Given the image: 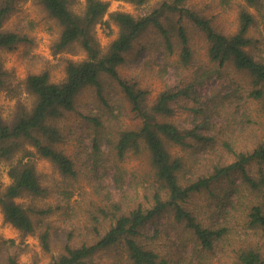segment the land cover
Wrapping results in <instances>:
<instances>
[{"label": "trees", "instance_id": "16d2710c", "mask_svg": "<svg viewBox=\"0 0 264 264\" xmlns=\"http://www.w3.org/2000/svg\"><path fill=\"white\" fill-rule=\"evenodd\" d=\"M40 1L61 25L55 49L61 50L75 43L86 55L79 61L69 60L65 77L58 82L50 81L46 71L28 74L24 84L32 96L30 106L20 103L9 120L0 113V158L9 159L20 149L23 152L22 158L9 167L10 183L0 187V209L4 218L23 233L37 231L42 247L49 250L50 224L44 216L57 207L66 205L72 208L69 204L71 191L67 189L61 190V198L56 205L41 206L32 213L14 201L24 192L44 196L48 191V185L41 183L33 163L32 157L37 154L53 163L64 178H75L79 169H83L99 198L97 204L92 201L95 208L87 211V220L66 232L62 251L47 264H206L207 253L218 255L219 264H264V141H256L251 149L236 148L223 136L221 142H217L215 137L223 135L224 131L210 125L215 112L220 114L226 108L227 99V106L232 103L236 108L241 95L246 100L257 101L264 112V48L258 45L257 38L249 34V29L256 22V15L250 7L263 9L264 0H243L239 4L237 28L232 33L218 30L208 18L189 7L187 0H160L150 11L138 16L114 10L109 15L118 26V33L105 49L97 41L94 28L107 11L106 0H85L81 12L71 9L73 0ZM128 1L136 4L146 2ZM12 5V0H0V48H14L26 39V34L2 28ZM190 28L198 29L207 44L205 67L194 57ZM147 30L155 38L150 48L149 44H144L141 49L161 51L158 62L161 75L167 72L168 57L176 50L175 65L181 69L177 80L172 84L166 83L150 103L147 102L146 90L121 78L117 71V66L125 61L134 43L141 41ZM190 66L194 67V73L186 80L182 69ZM230 70L247 78L244 85L230 80L233 91L227 96L219 98L213 93L204 96L196 90L209 75L222 76ZM101 73H107L118 81L141 121L135 128L118 130L113 137H101L98 131H102L105 118L89 110L82 111L79 115L90 131V145L75 161L57 146L63 133L56 120L64 112L74 110L77 94L82 88L92 86L101 96ZM5 74L0 61V87ZM181 97L192 98L196 106L190 109L195 113L199 110L205 112L204 122L182 126L169 119L174 111V102ZM204 123L208 128H203ZM207 130L213 131L208 134L202 132ZM103 138L108 144L106 148L102 147ZM165 142L188 149L191 159L194 156L196 161L204 157L207 150L203 146L209 143L211 148L216 143L221 144L225 154L220 150L217 159L207 158L210 160L206 166L208 170L195 175L194 171L183 169L184 157L169 152ZM142 149L147 150L149 165L153 169L152 183L143 186L140 193L133 183L125 189L124 182H120L122 177L118 176V166L114 164V180L119 193L118 196L113 195L109 186L103 184L102 166L110 155L116 162L127 152L138 153ZM228 153L233 157L230 161L220 158ZM232 173L237 174L250 199L242 218L236 217L230 208H225V198L221 197H218L216 205L223 209L222 218L217 219L211 211L212 218L206 216L208 222L199 218V207L190 208L185 204L190 196L203 190L211 192V184L223 177H231ZM230 190L238 192L233 186ZM138 195V200H133ZM238 208L232 206L235 212ZM162 218L170 219L171 226L178 227L188 236L192 248L190 253L180 251L173 243L165 244L162 250L153 244V239L162 232L163 224L168 223L164 220L161 224ZM239 227L241 231L238 233ZM231 234L237 236L235 241L239 244L231 243L228 248ZM3 242L5 244L8 240ZM119 250L125 253L124 259ZM220 251L222 254L218 253ZM105 253H113V259L103 261ZM5 263L19 264L14 253L5 255Z\"/></svg>", "mask_w": 264, "mask_h": 264}, {"label": "rangeland", "instance_id": "374dc122", "mask_svg": "<svg viewBox=\"0 0 264 264\" xmlns=\"http://www.w3.org/2000/svg\"><path fill=\"white\" fill-rule=\"evenodd\" d=\"M106 1L108 2L107 11L101 20L95 24L94 28L95 36L102 49H105L118 33V26L110 18V12L121 10L133 16H138L150 11L160 0H146L143 4H136L128 0ZM12 3L13 7L5 17L2 28L26 34V39L18 42L14 48H0L1 65L6 71L3 77L4 83L0 87V113L6 120L12 118L20 103L27 107L31 104L32 96L27 92L24 84L25 77L28 74L46 71L50 81L58 82L64 79L65 67L69 60L79 61L86 55L85 51L75 43L61 50L55 49L61 25L47 12L40 0H12ZM186 3L189 7L196 9L208 18L218 30L232 33L237 28L238 7L239 4L243 3V0H187ZM84 4L85 0H73L70 7L76 12H81ZM250 10L254 11L256 22L249 29V34L257 38L258 45L264 48V7L259 10L250 7ZM189 33L194 57L205 67L207 64L205 39L196 28H190ZM142 38L141 41L134 43L133 48L127 53L125 61L117 66V71L121 78L134 83L138 88L146 90L147 102L150 103L165 87L166 83L172 84L177 80V74L181 69L176 68L175 65L178 52L176 50L168 57L170 63L167 72L161 75L158 66L162 56L161 51H151L156 52L151 53L149 49H141L144 44H149L150 48L155 35L147 30ZM193 71L194 67L192 66L187 69L183 68L182 75L187 78L186 80H189L192 78ZM209 76L198 84L196 90L204 96L212 93L217 94L219 98L227 96L233 91V83L230 80L244 85L247 78L246 75L235 70H230L228 74L223 73L222 76L214 73ZM99 77L102 82L101 96L96 93L92 86L82 88L77 94L74 110L64 112L56 120L60 131L63 133V138L57 146L75 161L90 145V131L87 129L84 119L79 115L82 111L89 110V112L98 113L105 118L102 131H98L101 137H113L118 130L135 128L141 121L132 110L131 104L124 95L118 81L107 73H101ZM228 101L227 99L226 108H223L220 114L215 112L210 118L212 127L216 125L224 131L223 135L219 134L215 137L217 142H221L223 136L236 148L251 149L256 141H264V112L258 102L246 100L245 96L241 95V98L238 97L239 105L235 108L232 103L227 106ZM193 106H196V104L192 98H178L173 104L174 111L169 119L182 126H190L200 121L204 122L205 112L199 110L195 113L190 109ZM193 116L197 117L194 118ZM192 121L194 122L192 123ZM203 128H208L206 123H204ZM212 131L202 132L208 134ZM102 141V147L106 148L108 145L106 139L103 138ZM165 144L173 155L184 157L183 169L187 172L194 171L195 175L208 170L206 166L210 160L207 158L217 159V153L222 150L219 143L213 145V148L210 147V143L204 145L203 148L207 152L201 160L196 161L194 156V160L191 159L188 149L184 150V148L170 142H165ZM220 153L225 154L223 150ZM22 156L23 152L20 149L9 159L0 158L1 188H4L11 181L8 174L10 165L16 163ZM25 158L24 156L23 160ZM220 158L230 161L233 157L228 153ZM32 159L34 160L36 172L40 176V181L42 184L48 185V191L44 196H35L24 192L15 197L14 201L32 213V210H36L41 206L55 204L58 198H61V190L67 189L71 191L69 204L72 208L66 205L60 208L57 207L44 216V219L50 224L51 240L49 250L42 247L37 231L33 233L21 232L4 218L0 209V264H6L5 255L8 253H14L19 264H47L62 251L66 232L72 227L81 226L88 218L87 211L95 208L92 201L95 204L99 201L98 195L94 193L83 169H79L78 176L75 178H64L48 159L37 154ZM114 161L115 158L110 155L108 161L102 166L103 184L109 186L113 195L118 196L119 193L114 180V164L118 166V176L122 177L120 182H124L125 189L130 186V183H133L138 193H140L143 186L152 183L154 178L153 169L149 165L147 150L142 149L138 153L127 152L122 159ZM237 178V174L233 173L231 177H223L211 184V192L203 190L199 194L190 196L185 204L190 208L199 207L201 211L198 213L199 218L208 222L209 219L206 216L209 215L212 218L211 211L214 212L217 219L222 218L223 209L216 205L219 200L218 197H221L225 198L223 202L225 208H230L236 217L242 218L241 215L247 210L246 205L250 199ZM232 186L238 192L230 190ZM139 197L138 195L133 200L137 201ZM232 206L239 208L235 212ZM160 220L161 224L164 220H167L169 224H163V230L158 237L153 239V244L162 250L165 244L173 243L180 251L190 253L192 248L191 243L187 240L188 236L180 232L178 227L171 226L170 219L162 218ZM240 231L239 227L237 232ZM236 238V235L231 234L228 240L230 242L227 245L228 248L231 243L239 244V241H235ZM4 240H8V242L4 244ZM222 248L226 249V246H222ZM118 252L124 259L125 253L121 250ZM218 253L222 254L221 251ZM112 259L113 253H105L102 257L105 262ZM205 261L206 264H219L220 259L218 255L207 253Z\"/></svg>", "mask_w": 264, "mask_h": 264}]
</instances>
